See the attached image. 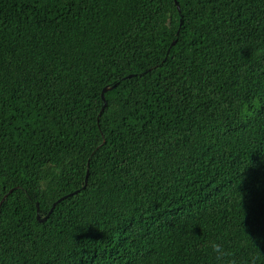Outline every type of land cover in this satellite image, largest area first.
Here are the masks:
<instances>
[{
    "label": "trees",
    "instance_id": "16d2710c",
    "mask_svg": "<svg viewBox=\"0 0 264 264\" xmlns=\"http://www.w3.org/2000/svg\"><path fill=\"white\" fill-rule=\"evenodd\" d=\"M211 242L264 264V0H0V264Z\"/></svg>",
    "mask_w": 264,
    "mask_h": 264
},
{
    "label": "clouds",
    "instance_id": "9594fccd",
    "mask_svg": "<svg viewBox=\"0 0 264 264\" xmlns=\"http://www.w3.org/2000/svg\"><path fill=\"white\" fill-rule=\"evenodd\" d=\"M211 247L216 253V259L221 262V264H234V261L226 260L227 257L231 256V253L227 251L221 244L216 242H211ZM251 264H257V258L253 257Z\"/></svg>",
    "mask_w": 264,
    "mask_h": 264
},
{
    "label": "water",
    "instance_id": "95a60500",
    "mask_svg": "<svg viewBox=\"0 0 264 264\" xmlns=\"http://www.w3.org/2000/svg\"><path fill=\"white\" fill-rule=\"evenodd\" d=\"M110 88L109 87H106L105 89H104V91H103V98L105 99V92L107 91V90H109ZM53 210V209H52ZM39 217V219L40 220H45V219H47V217L48 216H46V217H44V218H40V215L38 216Z\"/></svg>",
    "mask_w": 264,
    "mask_h": 264
}]
</instances>
